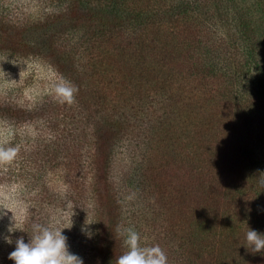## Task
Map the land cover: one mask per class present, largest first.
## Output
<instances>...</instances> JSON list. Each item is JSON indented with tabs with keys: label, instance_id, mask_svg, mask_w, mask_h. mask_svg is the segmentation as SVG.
Returning a JSON list of instances; mask_svg holds the SVG:
<instances>
[{
	"label": "trees",
	"instance_id": "obj_1",
	"mask_svg": "<svg viewBox=\"0 0 264 264\" xmlns=\"http://www.w3.org/2000/svg\"><path fill=\"white\" fill-rule=\"evenodd\" d=\"M4 55L79 91L71 106L52 87L0 92L21 145L0 188L30 194L0 264L34 224L84 264H116L118 226L168 264H264L245 247L264 234V0H0Z\"/></svg>",
	"mask_w": 264,
	"mask_h": 264
},
{
	"label": "clouds",
	"instance_id": "obj_2",
	"mask_svg": "<svg viewBox=\"0 0 264 264\" xmlns=\"http://www.w3.org/2000/svg\"><path fill=\"white\" fill-rule=\"evenodd\" d=\"M7 61L8 59L5 62ZM3 74L6 83L15 82H9L4 70ZM78 91L77 86L64 79L52 86L54 98L62 105L71 106L76 103ZM11 138V126L5 124L4 128H0V166L11 165L21 152V145H12ZM259 176L264 177V174ZM8 212L13 214L8 233L24 232L18 226L16 215L7 206L0 207V215L6 216ZM85 223L90 225L87 220ZM63 230L34 224L29 242L25 243L23 236L16 239L15 249L8 259L14 261V264H84L81 257L69 251L68 238L63 235ZM117 233L123 237V245L127 251L116 258V264H168V257L159 245L141 246V236L133 227L122 229L118 226ZM86 234L91 238V232ZM4 239L8 244L13 243L11 235L5 236ZM245 247L253 254L264 252V234L248 228Z\"/></svg>",
	"mask_w": 264,
	"mask_h": 264
},
{
	"label": "rangeland",
	"instance_id": "obj_3",
	"mask_svg": "<svg viewBox=\"0 0 264 264\" xmlns=\"http://www.w3.org/2000/svg\"><path fill=\"white\" fill-rule=\"evenodd\" d=\"M8 59L7 62H5ZM13 62V63H12ZM7 74L9 82L4 79L3 70ZM22 74L20 75V73ZM57 80V74L47 63L31 59L19 58L8 55L0 56V92L14 90L22 97L35 99L43 95ZM0 128H4L0 124ZM34 191L31 192V195ZM30 194L25 188V183L17 182L4 185L0 188V207L7 206L12 211L18 222L22 221L27 212ZM13 214L8 212L6 216L0 215V253L4 251L6 242L4 237L8 234V227L3 228L4 223L12 220Z\"/></svg>",
	"mask_w": 264,
	"mask_h": 264
}]
</instances>
